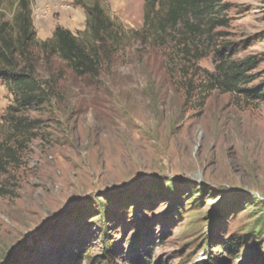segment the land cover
<instances>
[{"label":"rangeland","instance_id":"rangeland-1","mask_svg":"<svg viewBox=\"0 0 264 264\" xmlns=\"http://www.w3.org/2000/svg\"><path fill=\"white\" fill-rule=\"evenodd\" d=\"M30 1L38 42L60 27L94 52L85 6L96 4L122 35L97 78L33 48L57 95L29 112L37 138L0 175V264H264V102L189 99L183 58L136 35L146 0ZM18 3L3 1V21ZM223 3L229 25L217 32L234 59L256 58L249 88L263 84L264 0ZM214 68L213 55L200 61L197 84ZM12 101L0 80V123Z\"/></svg>","mask_w":264,"mask_h":264},{"label":"trees","instance_id":"trees-1","mask_svg":"<svg viewBox=\"0 0 264 264\" xmlns=\"http://www.w3.org/2000/svg\"><path fill=\"white\" fill-rule=\"evenodd\" d=\"M3 1L0 0V7ZM85 9L87 29L97 45L94 52L72 32L60 27L51 39L36 41L30 0H19L13 23L3 21L0 12V80L13 96L0 123L9 129V137L0 141V175L18 163V151L26 141L37 138L39 128L29 112L49 104L57 95L58 80L48 81L39 76V58L33 48L39 47L48 60L58 57L77 77L97 78L103 62L113 61L122 32L115 29L113 20L98 4L86 5ZM228 10L229 5L223 0H146L144 28L136 35L143 43L158 48L170 45L176 56L183 58L186 74L182 82L189 99L197 93L198 101L203 103L218 90L264 102V83L249 88L256 80L251 74L258 65L256 58L234 59L236 46L227 42L225 32H217L228 27ZM210 55L214 57V71L205 70L197 84L199 63ZM238 245L239 242H230L228 251L233 254ZM147 263L145 260L143 264Z\"/></svg>","mask_w":264,"mask_h":264},{"label":"bare ground","instance_id":"bare-ground-1","mask_svg":"<svg viewBox=\"0 0 264 264\" xmlns=\"http://www.w3.org/2000/svg\"><path fill=\"white\" fill-rule=\"evenodd\" d=\"M115 7L123 8L125 7V0H112ZM46 27V26H45ZM45 29V28H44ZM188 168V167H187ZM260 174H264V162L259 167ZM193 170V169H192ZM256 170V169H255Z\"/></svg>","mask_w":264,"mask_h":264}]
</instances>
